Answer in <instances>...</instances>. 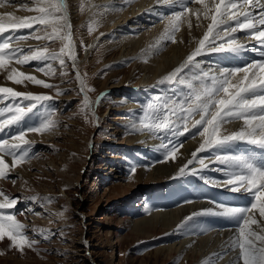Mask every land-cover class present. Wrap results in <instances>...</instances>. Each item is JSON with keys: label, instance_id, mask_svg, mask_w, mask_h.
I'll list each match as a JSON object with an SVG mask.
<instances>
[{"label": "rangeland", "instance_id": "obj_1", "mask_svg": "<svg viewBox=\"0 0 264 264\" xmlns=\"http://www.w3.org/2000/svg\"><path fill=\"white\" fill-rule=\"evenodd\" d=\"M106 1L100 5L96 2L94 6L107 7L92 6L90 10L88 8L93 2L91 0H69L68 3L75 38L83 41L85 47L94 40V36L101 35L104 31L106 33L87 54H83L84 47H81V43L77 46L79 56L77 65L82 74H86L88 86L94 89L88 94L100 114L98 129H95L91 114H87L86 119L81 111L82 100L76 88L77 80L67 60L66 76L60 75L61 68L58 62H53V67L56 68V75L53 77L37 71L36 62L23 66L13 65L25 73L34 74L56 85L57 88L46 89L27 81L24 85H16L10 81L5 83L17 91H30L54 97L53 100L39 105L26 119L25 126H38L45 111L50 108L55 110L54 118L58 121V126L52 132L28 133L27 139L35 142L30 150V156L33 158L26 160L24 166L18 165L11 176L2 181L3 184L5 182L8 184L7 188L11 195L20 201L15 209L17 219L27 226L28 235L40 242L37 251L26 248L23 253L10 249L7 240L0 242L2 253L0 264H203L205 261L208 264H229L236 256L235 252H229L222 259L213 254L222 252L233 236L235 229L230 222L228 224V221L223 222L221 218L216 219L213 221L215 224L211 232L210 229L201 232L197 228L203 217L199 216L196 217L197 221L195 218L189 230L177 231V226L185 217L193 212H199L196 211L197 207H201L199 210H203L205 205L216 207L208 194L204 193L206 189L196 188V185L189 187L193 179L192 174L178 176L170 172L162 178L154 177L157 165L165 162L180 165L183 161L179 158L183 156L185 164L191 156H187L184 143L193 139L194 144H191L196 149L201 138L198 135L195 138L179 137L178 140L183 146L179 148L176 162L163 161L162 151L159 148L157 152L150 151V147L145 143L148 139H142L141 132L132 129V125L139 122L135 115L141 112L135 110L134 115L129 112L128 108L133 106L134 100L128 97V92L122 91V87L137 85L145 90L147 95L149 89L158 84L159 79L177 67L180 59L166 70L156 71L157 60H160L161 54H165L173 43L165 42L160 51L148 55L145 50L163 32V24L156 26L160 28L154 32L153 30L144 32L147 23L141 24L135 31L125 32L123 29L117 31L120 28L119 24L121 25L129 13H133L130 9L132 5ZM25 2L29 7L34 6L29 4L32 0ZM82 2L85 4L83 11L80 8ZM123 6L125 8H122ZM126 15L127 17L123 19ZM94 21H98V24H95V30L89 33L88 25ZM128 25L130 24L124 27ZM113 26L116 30L110 31ZM29 32L25 29L23 34L27 35ZM19 44L24 46L25 51L29 46L35 48L45 44L51 50L58 51L60 47L59 41L53 43L34 39L21 40ZM195 47L193 45L188 47L189 50L182 54L183 60L184 55ZM0 81L5 82V78L0 77ZM57 89L62 94L57 95ZM167 91L168 87L161 93ZM101 94L103 97L99 99V103H95ZM150 102H153V99L142 103V106L145 107ZM239 125L240 121L235 126ZM16 132L17 129L12 134L1 136L0 139H10ZM42 135L45 138H42ZM91 136L94 140L92 147ZM202 153L198 159H206L205 163H210L218 154L216 151ZM11 159L10 156H5L9 165ZM111 163L115 166L109 167ZM190 167L199 169L201 166L194 162ZM112 168L115 172H109ZM208 169L216 168L214 164H210L209 168L202 170L197 176L200 178L203 176L205 179L216 178ZM172 176L175 177L173 182ZM13 179L16 180L15 184H12ZM205 179H201L200 182ZM170 181L172 184L162 195L171 196L170 199L166 203H156L161 199H152V193L160 194ZM185 190L189 191L186 195ZM144 192L146 196L142 197ZM173 193L176 197H173ZM32 195L51 196L54 199L51 203L26 199ZM185 206L191 208L188 213H180L183 219L178 216L180 219L177 217L172 227L167 226L162 232L139 235L130 232L132 223L138 219L148 217L156 211H169ZM30 208L35 211L29 212ZM33 227L37 230L50 229L55 235H51L49 240H43L32 232ZM256 230L259 231L258 228ZM169 246L174 248L171 256L166 249ZM159 248L164 249L156 253ZM190 251L198 254L197 257L189 259L188 255L192 253Z\"/></svg>", "mask_w": 264, "mask_h": 264}, {"label": "snow or ice", "instance_id": "obj_2", "mask_svg": "<svg viewBox=\"0 0 264 264\" xmlns=\"http://www.w3.org/2000/svg\"><path fill=\"white\" fill-rule=\"evenodd\" d=\"M5 2L11 3L12 0H0V7ZM130 2L125 0V3ZM156 3L179 10H173L166 17L163 32L145 50L148 55L160 51L165 42L176 43V33L182 24L187 23L189 29L192 28V16L198 21L197 27H200L201 18L209 23L194 50L158 80L159 85L168 86V91L158 94L153 102L143 108V118L134 123L132 129L147 131L162 140L159 150L162 151L163 161L177 159L179 148L183 146L179 137L195 138L198 135L201 138L199 146L191 152V158L179 168L177 175H198L209 168L210 164L221 165L215 170L222 173L223 179H205L203 176L201 179H205L207 184L232 192H242L250 200L244 206L219 203L214 209L193 212L177 226V231L189 230L198 216L224 218L235 230L223 251L213 255L222 259L229 252H235L236 256L229 264H264V0H156ZM32 4L33 7L21 5L22 9L35 13L31 16L0 13V72L6 74L7 81L16 85H24L27 81L52 89L57 86L13 65L23 66L36 62L37 71L53 77L56 75L53 62H58L60 75L66 76V60L71 61L75 79L79 82V93L83 94L81 111L86 119L89 113L95 118L94 102L87 94L94 89L88 86L86 74L82 75L77 66L76 42L67 11V0H32ZM80 8L84 10L83 2ZM95 24L98 21L88 25L89 33L95 30ZM24 29L31 31L27 35H15ZM240 32L245 33L248 41L259 45V48L253 50L259 53L261 59L239 67H222L217 70L209 66L205 70L197 57L221 52L238 55L245 49L246 44L236 35ZM28 39L53 43L59 41L60 47L58 51L51 50L45 44L35 48L29 46L25 51L19 41ZM81 47H85L83 41ZM60 94L61 91L57 89V95ZM102 97L103 94L95 103H99ZM53 99L48 94L22 92L0 85V105H3L0 106V133L11 128L17 129L10 139H0V179H8L18 165L33 158L30 150L35 142L27 139L28 133L43 134L57 128L58 121L54 118L56 113L51 108L45 111L38 126H25L26 119L39 105ZM233 121H242V125L228 131L224 126ZM241 142L254 145L261 151L233 154L231 146ZM205 151L220 154H216L210 163H205V159H198L199 154ZM5 156L12 158L11 165L6 162ZM194 162H198L201 167H190ZM12 183L15 184L16 180L13 179ZM26 199L51 203L54 198L32 195ZM19 202L18 198L0 189V242L7 240L8 247L20 253L26 248L37 251L40 241L29 236L27 226L17 219L15 209ZM28 211L35 210L30 208ZM32 232L43 240H49L51 235H55L46 228L37 230L33 227Z\"/></svg>", "mask_w": 264, "mask_h": 264}, {"label": "bare ground", "instance_id": "obj_3", "mask_svg": "<svg viewBox=\"0 0 264 264\" xmlns=\"http://www.w3.org/2000/svg\"><path fill=\"white\" fill-rule=\"evenodd\" d=\"M69 0H67V11L69 13V18H70V21H71V13L68 9V2ZM93 1L92 4L94 5L96 2L97 4L99 3V1H102V2H105V0H91ZM147 5H150L151 4V1L152 0H145ZM13 4L14 3H18L19 6H20V9L19 11H15L13 9V7H10V9L14 10L15 11V14H17V12L20 13V16L18 17H24V16H31V15H34L33 12H29L27 11L26 9H22L21 8V5L22 4H25V0H22V1H17V0H13L12 1ZM71 3V2H70ZM91 4V5H92ZM162 6V9L161 10V15H160V19H162V21L155 25L156 26H161V24H163V27H165L166 23H167V11H164V7H163V4H160ZM124 7V6H123ZM132 7V6H131ZM189 7H199L198 5H190ZM90 8H88V10H90ZM150 9V8H149ZM148 9V11H149ZM99 12V11H98ZM94 14V13H93ZM17 16V15H15ZM113 16V15H112ZM159 19V20H160ZM130 23V22H128ZM191 23H192V28L189 29L188 27V24L187 23H184L180 26V31L177 32V36L175 37L176 38V43H173L171 45V47L167 50V52L165 54H161V58L158 62V65L156 66V71L158 72H161L163 70H166L167 67L173 65L177 59L179 60L180 59V63L183 61V57H182V54H184L186 51H188V47L193 45V46H197V42L199 40V38L202 37L203 35V32L206 31V27H207V24L209 23V21L207 20H204L203 18H201V20L199 21V24H200V27H197V23L198 21L196 20V17L195 16H192L191 17ZM71 24H72V21H71ZM131 27L134 28V24H130L128 25V27H126L127 29H130ZM160 27H156V30L158 31ZM162 31V30H160ZM154 32V30H153ZM72 33H73V24H72ZM159 33V32H158ZM155 34V33H153ZM74 35V33H73ZM156 35V34H155ZM151 36V35H150ZM133 40V39H132ZM137 42V41H136ZM153 42V41H152ZM94 43V40H92L87 46H86V50L84 48V52L83 54H87V52L91 49L92 45ZM97 44V43H96ZM135 44V43H134ZM127 45V44H126ZM149 45V44H148ZM77 43H76V52H77V60L79 59V56H78V50H77ZM90 46V47H88ZM169 47V46H167ZM132 48V47H131ZM141 48V47H140ZM137 51V50H136ZM190 52H188L187 54L184 55V58H186V56L189 54ZM206 55H212L213 57L215 56H219L220 54L219 53H210V54H204V55H201L200 57H198V61H200V59H203L205 58ZM212 57V58H213ZM139 58V57H138ZM200 58V59H199ZM139 62V61H138ZM202 66H204L205 70H207V68L209 67L208 65H206L205 63H203L202 61H200ZM70 63V66L72 65V62L69 61ZM78 66V65H77ZM152 67V66H151ZM79 69V68H78ZM151 69V68H150ZM81 69H79L80 71ZM81 73V72H80ZM151 76V75H150ZM144 77V76H143ZM155 77V76H153ZM146 78V77H145ZM146 80V79H145ZM149 80V79H148ZM77 84V83H76ZM234 121L232 123H229V124H226L224 127L228 130V131H232V130H236L238 129L239 127H232ZM42 138H45V136L42 135ZM48 138V137H47ZM38 139V138H37ZM40 139V138H39ZM147 139V138H146ZM154 141V140H153ZM192 140H188L185 142L184 144V149L185 150H188L189 153L191 154L192 151L195 150V148L192 146ZM197 143V142H196ZM239 145V144H238ZM243 145V144H242ZM249 145V144H248ZM245 147H247V145H244ZM241 147V146H240ZM245 149L243 150H240V151H244ZM235 151H238V150H235ZM184 152V151H183ZM233 153V151H231ZM237 153V152H236ZM185 154V153H183ZM234 154V153H233ZM237 154H240V153H237ZM182 156V154H181ZM190 158V157H189ZM181 160V158H179ZM185 159V157H184ZM206 160V159H205ZM186 161V160H185ZM29 162V161H28ZM176 162V161H175ZM173 163L171 162H165V163H162L160 165H157L156 166V170L154 172V177H157V178H162L163 176H167L169 175L170 172H175V169H177L178 166L180 165H176L175 163L172 165ZM24 166V164H23ZM22 167V166H21ZM23 169V168H22ZM160 173H157L159 172ZM22 176V175H21ZM28 176V175H27ZM6 180V179H5ZM3 179L0 180V189L4 190L6 193H9L11 194V191L8 190L7 188V183L5 182L4 184L2 183ZM4 182V181H3ZM8 182V181H7ZM10 184V183H9ZM13 184V183H12ZM3 187V188H2ZM12 187V185L10 186ZM191 206V205H190ZM204 206V205H203ZM214 206V205H213ZM191 207L189 206H185V207H181V208H177L174 210H169V211H156L154 213H151L148 217H145V218H142V219H138L136 221H134L132 223V229L130 232H133L135 234H140V233H146V234H149V233H159V232H162L164 231V228H166L167 226L169 227H172V225L174 224L176 218L178 216H180V213L183 214L185 212L188 213L189 209ZM199 208L201 207H197L196 208V211H201L199 210ZM204 209H208V207L205 206ZM186 213V214H187ZM181 217V216H180ZM203 217V216H202ZM179 218V217H178ZM182 218V217H181ZM180 219V218H179ZM183 219V218H182ZM181 219V220H182ZM219 219V218H218ZM221 221V220H220ZM224 222V221H223ZM227 222V221H226ZM206 223H208V221L206 219L203 218V221L201 223H199V226L197 228V230H200L201 227H204L206 225ZM264 223V222H262ZM158 224H160L159 226H157ZM224 224V223H223ZM228 224H229V221H228ZM225 226V225H224ZM213 226L212 224L210 226H208V228L206 230H209L211 229ZM258 231V230H257ZM130 232L128 234H130ZM197 232V231H196ZM199 233V232H198ZM230 233V231H229ZM228 234V233H227ZM199 242V241H198ZM194 245V244H193ZM216 247V246H215ZM164 248H159L158 250H156L155 252H160L161 250H163ZM167 249V253L169 256L173 255L174 253V248L173 246H169V247H166ZM192 253H190L188 256L190 257L189 259H192V258H195L197 257L198 254L194 253L193 251H190ZM211 255V254H210ZM236 255V253H235ZM185 259V258H184ZM213 259V258H212ZM93 262V261H92Z\"/></svg>", "mask_w": 264, "mask_h": 264}]
</instances>
